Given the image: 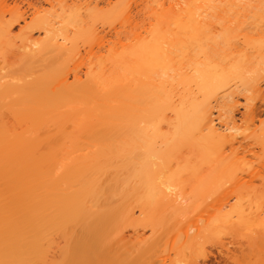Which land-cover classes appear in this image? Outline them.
<instances>
[{"label": "bare ground", "instance_id": "6f19581e", "mask_svg": "<svg viewBox=\"0 0 264 264\" xmlns=\"http://www.w3.org/2000/svg\"><path fill=\"white\" fill-rule=\"evenodd\" d=\"M89 1L75 10L97 13ZM148 1L156 24L109 48L107 63L83 75H70L79 52L52 37L44 18L34 25L45 38L25 33L16 49L15 38H0V109L10 118L0 116V264H136L122 232L133 210L113 205L121 194L135 195L141 214L151 208V219L203 208L176 234L189 258L171 264H206L207 235L217 239L216 264L264 254V119L255 124L252 104L243 125L223 117L235 97L263 96L264 8L247 14L233 0ZM213 6L215 25L201 16ZM233 8L245 18H231ZM182 151L195 160L182 161ZM188 181L195 196L183 206ZM240 232L241 244L232 238ZM60 243L66 247L54 260Z\"/></svg>", "mask_w": 264, "mask_h": 264}, {"label": "rangeland", "instance_id": "374dc122", "mask_svg": "<svg viewBox=\"0 0 264 264\" xmlns=\"http://www.w3.org/2000/svg\"><path fill=\"white\" fill-rule=\"evenodd\" d=\"M50 1L52 5L46 3L44 0H0V27L9 28V32L5 35H2L1 33L0 38H15L11 41L15 42L13 45L16 47L13 48L16 49V43L19 41L18 38H24L25 33L27 34L28 32H31V37L35 39L45 38L44 33L36 32L37 27L34 24L37 19L44 18L48 20L47 28L52 32L51 36L68 38L71 46L76 47L79 52L75 61L68 63V67L71 70L70 75L72 74V71H76L83 75L88 69L98 68L100 63L106 64L108 56L107 50L109 48L118 47V49H120L121 44L133 43V38L138 36V34H144L145 31L156 24L153 16L149 14V8L152 4L148 0H90V3H87L90 4V8L96 6L93 10L97 13H93V15H89L88 11H86V9H89V5L86 8L84 7L85 10H75L78 7H81L84 2H88V0ZM169 1L170 0H165V5H168ZM233 1L244 5L247 14L249 11H260L264 8V0ZM214 6L207 10L208 13H203L201 15L204 21L209 22L212 25H215L219 21ZM122 7L127 9L123 11L120 17H111L107 20H102L98 17L101 12L111 13L113 10L123 9ZM35 9H38V14ZM230 11L231 12L228 14L233 19L241 15L236 14L235 8ZM241 17L245 18L244 16H240L239 18ZM247 20H251V17H248ZM20 26H24L22 27V30H20ZM84 34H90L89 38L97 39L86 41L84 39ZM211 50L212 49L209 48V52ZM6 59L9 62H12L14 57L7 55ZM254 67L257 66L254 65ZM262 67L264 66L262 65ZM260 89L263 93L261 98H255L252 101H245L241 97H235V99L238 100V104L229 102L223 106L224 119L229 118L232 114L234 116L233 119L235 120V124L239 126L243 125L241 119H243V114L245 116L244 105L252 104L256 115L254 121L255 124L259 122L258 120H263L264 84L261 85ZM0 116L3 121L6 120L8 122L10 119L5 108L0 109ZM182 152L185 156L182 161L195 160L188 151ZM253 161V164L256 166L263 163L262 158H257ZM226 186L227 183L218 185V192H223ZM195 187V184H191L188 181V184L185 186L188 200L183 206L191 204V198L195 196L192 190H195ZM135 198V195L130 194L129 196H125V194H121V199H119L118 202L113 203V205H122L123 208L125 205H129L133 210V223L123 228L122 232L125 239L131 241L130 244L128 243L129 247L134 246L133 257L135 255L136 264H171L170 261L175 263L180 258L182 259V262H186L190 255L188 252H185L184 255H182V252L177 245L176 234L182 225L186 226L191 222L188 219H200V211L202 210L201 213H204L202 206V209L199 208L200 206L194 208L184 207L179 214L175 216L173 215L172 218L167 216V220L164 219L161 213H156L161 215L151 219L154 211L150 208L142 214L139 213L135 204ZM243 236V233L240 232L236 236L233 235L232 238L235 242L241 244L244 239L242 238ZM230 239L231 238L226 237L225 241ZM227 246L231 250L234 247L233 245ZM65 247L66 246L62 243L57 245V248H55L56 253L54 260L59 259L60 250ZM201 249L203 253L208 256L206 264H216V237H209L208 235L203 237ZM251 257L252 258L249 260L248 264H264V254L256 256L253 253ZM198 262L199 264H202L201 260Z\"/></svg>", "mask_w": 264, "mask_h": 264}]
</instances>
